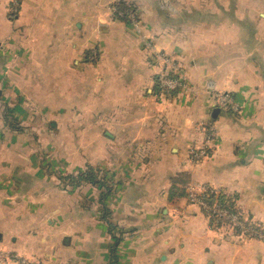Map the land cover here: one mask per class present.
<instances>
[{
	"label": "crops",
	"instance_id": "0c3cea01",
	"mask_svg": "<svg viewBox=\"0 0 264 264\" xmlns=\"http://www.w3.org/2000/svg\"><path fill=\"white\" fill-rule=\"evenodd\" d=\"M134 5L136 22L127 13ZM168 61L186 84L171 98L158 83ZM0 79V107L52 115L56 129L69 123L74 132L70 148L92 149L69 159L75 168L117 169L105 201L90 184L67 191L31 170L30 157H15L1 131L13 126L0 117V248L8 264H48L43 246L66 228V240L80 244L75 262L81 253V263L100 255L109 264V253L88 248V239H114L95 231V201L122 236L118 264H264V239L220 231L189 200L192 187H210L264 227V0H22L18 8L0 0ZM216 93L231 104L215 103ZM205 125L217 136L196 162L190 149L205 140ZM78 131L90 134L80 141ZM78 193L89 201L83 218L39 219L68 204L76 214ZM41 227L57 235L49 240Z\"/></svg>",
	"mask_w": 264,
	"mask_h": 264
},
{
	"label": "rangeland",
	"instance_id": "374dc122",
	"mask_svg": "<svg viewBox=\"0 0 264 264\" xmlns=\"http://www.w3.org/2000/svg\"><path fill=\"white\" fill-rule=\"evenodd\" d=\"M0 88L4 89V81L2 79H0ZM6 113H7V117H6ZM0 114H1L0 117L2 118L3 122L7 121L8 125L12 124L13 126V130H10V128L8 127L6 131L5 127H3L1 128V131L3 132V136L5 138L4 140L12 141L13 143L12 151L15 154V157L22 158L23 156H26V159L30 157L31 163L29 164V167L31 170L36 172L37 171L41 172L40 174H47L49 177L53 176L55 177V180L60 183L59 186L61 188L67 191L69 189L74 191L75 188L77 187H73L70 185L65 186L66 185L65 183L68 182V180L63 179L62 175L66 176L68 174L77 173L78 169L87 168L89 164H84L82 166H79L78 168H75V165L70 164L68 161L70 158H75L76 160V157L78 158H80V156L85 157L86 155L90 154L92 149L79 147V146L78 147L72 146V148L69 147L71 143L70 140L73 139V134H74V132L72 133L69 132V126H70L69 123L62 124L60 128L56 129L53 126L54 117L52 115L30 118L29 115L25 114L20 107H17L15 111H11L9 110V108L0 107ZM27 118L30 119V121H33V123L26 124ZM66 119L68 120L69 117H66ZM77 133L78 136L81 135L80 141L85 140V137L90 134L84 131H78ZM33 162L35 164L34 167H32ZM94 166H97V168L105 175L110 186L112 184H115V181L113 180L114 179L113 176H115V173H117L116 168L113 171L101 164ZM37 181L40 182V180L38 179ZM32 182L35 181L32 180ZM89 184L91 187L96 188L95 190L99 197L101 189H99V187L96 185H93L91 183ZM84 190L86 191L85 188ZM44 197L42 199L43 201H45ZM68 197L69 196H67V198L65 197L61 198L63 200V203L64 201H67L68 203ZM78 197L80 199V197L83 196L80 193H78ZM80 200H82L81 202L83 204L81 206L82 209L76 212L77 215L68 210L70 206L68 204L64 206L62 211L52 212V214L51 213L49 214L50 211H46V210L40 211L39 219H42L43 222H46L50 218L53 221H56V223L58 221L64 223V222H70V220L73 217L74 218L76 217L78 219L83 218V215H85L86 213L85 212L86 203H89V201H86L85 197L81 198ZM99 204L100 203L96 201L94 202V208L95 211H97L96 212L97 219L96 220L94 219L92 223H94L95 225V231H98L99 233L108 231L109 236L114 238V239L111 238L113 244L110 243V245H101L98 238L96 240H92L91 242L88 239V242L90 243L88 248L97 253H100L101 251H104V253L105 252L109 253V264H118V257H119L118 245H119V240H121L122 236L118 235L117 233L118 229L114 230L113 227H108L109 224L106 222L105 219L102 218V207L100 208ZM90 205H93V202ZM40 208L42 209L41 206ZM34 214L37 215L39 213L36 212ZM89 214L91 215V212H89ZM110 214L111 212H108V216H110ZM104 223H106L107 226L103 228ZM81 229L84 230V227ZM50 230H53L54 232ZM40 233L43 234L42 235L43 237H46L49 240L53 238L54 235H57V233H55L54 228L47 229L45 227H41ZM103 234L105 238V233ZM69 235L70 232L66 228L65 230L61 231V235L59 237L58 243L56 242L57 240H55L53 243L46 244L45 246H43L44 252L48 253L50 255L49 258H51L52 260V261L51 260L48 261V264H75V263L86 264L85 260L81 263L80 259H83L82 258L83 255L81 253L80 255H77L78 260L77 262H75L76 259L75 250L77 248L80 249V244L78 243L77 245L74 242L72 243L69 240L67 241L66 239L69 238ZM102 243L107 244L105 240ZM102 258L103 256L100 255L95 256V262H97L96 264H104ZM30 263L35 264L32 262Z\"/></svg>",
	"mask_w": 264,
	"mask_h": 264
},
{
	"label": "built area",
	"instance_id": "2783aa9c",
	"mask_svg": "<svg viewBox=\"0 0 264 264\" xmlns=\"http://www.w3.org/2000/svg\"><path fill=\"white\" fill-rule=\"evenodd\" d=\"M22 0H14L15 6L18 8ZM117 13H124L119 9H115ZM128 17L136 22V13L131 10L128 11ZM137 24V23H135ZM168 66L161 71L158 77V83L161 93L166 98H171L174 92L181 87H185L183 75L181 70L171 61H168ZM167 62V63H168ZM214 102L227 107L231 104V99L228 94L216 93L214 95ZM207 135L205 140L199 146H194L190 149V157L196 162L204 161L210 155L212 142L216 140L217 130L213 125H205ZM209 187H203L200 191H196L192 187L190 191V202L196 203L202 207L207 215L212 219L213 225L218 227L224 233L237 234L239 236L246 235L251 237H258L264 239V227L253 220L247 218L241 211L231 209L221 203H210L207 199ZM8 254L0 248V264H8Z\"/></svg>",
	"mask_w": 264,
	"mask_h": 264
},
{
	"label": "trees",
	"instance_id": "16d2710c",
	"mask_svg": "<svg viewBox=\"0 0 264 264\" xmlns=\"http://www.w3.org/2000/svg\"><path fill=\"white\" fill-rule=\"evenodd\" d=\"M121 7L126 8V5L124 3H121L120 8ZM133 9H132L133 11H136L135 5ZM62 178L68 180V182L65 183L66 184L65 186L70 185L73 187H79L85 183L86 184L91 183L93 185L98 186L99 189H101L99 196V199L101 201H105L108 198V195L112 193V186L109 185L105 175L97 168V166L94 165L89 164L87 168L78 169L77 173L68 174L66 176L62 175ZM207 193H208L207 199L210 203L218 202L223 204L224 206L236 210V207L233 205V202L229 197L226 196V194H222V193L216 194L215 190L210 187ZM108 212L110 211L107 208V206H105L102 209V218L105 219L106 222L109 224L108 227H113L115 230L117 228L114 227L113 224L111 225V223L108 221Z\"/></svg>",
	"mask_w": 264,
	"mask_h": 264
}]
</instances>
